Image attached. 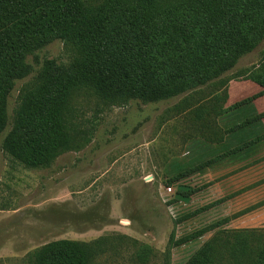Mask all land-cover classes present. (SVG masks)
I'll use <instances>...</instances> for the list:
<instances>
[{
    "label": "rangeland",
    "instance_id": "obj_1",
    "mask_svg": "<svg viewBox=\"0 0 264 264\" xmlns=\"http://www.w3.org/2000/svg\"><path fill=\"white\" fill-rule=\"evenodd\" d=\"M77 57L61 40L31 52L4 101L0 264H29L60 239H101L92 264H185L217 230L264 228V204L235 215L264 200V88L244 69L264 57V38L225 76L172 101L106 104L78 86L69 102L77 145L29 167L7 147L24 98Z\"/></svg>",
    "mask_w": 264,
    "mask_h": 264
},
{
    "label": "trees",
    "instance_id": "obj_2",
    "mask_svg": "<svg viewBox=\"0 0 264 264\" xmlns=\"http://www.w3.org/2000/svg\"><path fill=\"white\" fill-rule=\"evenodd\" d=\"M263 38L264 0H0V130L27 55L55 40L77 60L47 70L25 96L8 140L10 153L29 167L48 166L77 145L69 102L78 86L106 104L172 101L225 76ZM244 69L264 88V57ZM101 243L51 241L28 255L29 264H92ZM185 264H264V228L217 230Z\"/></svg>",
    "mask_w": 264,
    "mask_h": 264
},
{
    "label": "built area",
    "instance_id": "obj_3",
    "mask_svg": "<svg viewBox=\"0 0 264 264\" xmlns=\"http://www.w3.org/2000/svg\"><path fill=\"white\" fill-rule=\"evenodd\" d=\"M166 189H167V192H169V193L172 192V187L171 186H168Z\"/></svg>",
    "mask_w": 264,
    "mask_h": 264
}]
</instances>
